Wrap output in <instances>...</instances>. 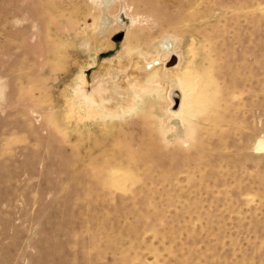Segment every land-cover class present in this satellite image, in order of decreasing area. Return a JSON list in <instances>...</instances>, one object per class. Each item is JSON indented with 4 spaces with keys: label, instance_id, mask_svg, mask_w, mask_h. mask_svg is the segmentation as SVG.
<instances>
[{
    "label": "rangeland",
    "instance_id": "obj_1",
    "mask_svg": "<svg viewBox=\"0 0 264 264\" xmlns=\"http://www.w3.org/2000/svg\"><path fill=\"white\" fill-rule=\"evenodd\" d=\"M262 8L0 0V264H264ZM111 52L135 77L160 59L202 69L185 134L153 92L119 113L74 105L112 92L89 71Z\"/></svg>",
    "mask_w": 264,
    "mask_h": 264
},
{
    "label": "bare ground",
    "instance_id": "obj_2",
    "mask_svg": "<svg viewBox=\"0 0 264 264\" xmlns=\"http://www.w3.org/2000/svg\"><path fill=\"white\" fill-rule=\"evenodd\" d=\"M262 9L264 10V8ZM120 43L121 41L117 44L119 45ZM90 46L91 45H86L85 47L91 49L92 46L91 48ZM117 52L122 51L119 48ZM116 57V54L113 52L106 53L105 55L103 54L100 58L99 68L96 70L93 68L89 70L92 71L91 74L94 72H100L98 74L101 76L97 86L103 85V80H109V83L111 82L112 87H114L112 92L110 94L105 93L107 92L106 86H103L105 89L103 87L96 88L95 91L87 94L83 99L75 100L74 105H78L81 109H90L91 111H94L95 108L99 106L104 109L108 108L109 110L110 108H116L117 111L118 107L122 108V106L138 107V105L141 104V102H138L141 100L140 94L153 92L162 96L166 102L169 101V106L162 105V107L167 110L170 122L173 123H171L172 130L179 134H185L189 125L185 121L184 116L193 109L191 107V105H193L192 103L195 101V105L198 106L197 103H205L209 98V90L207 89L202 69L194 67V71L190 72V67L187 66L185 69L181 67L182 61L180 62V58L178 63L173 66V60L162 63L163 60L160 59L156 60L154 63L151 62L152 64H143V69L140 71L136 70L138 74L135 77L132 69L129 70V64L118 69L120 63L115 59ZM128 70L131 73H128ZM87 72L82 73V75L87 84H91L90 79H88L89 73L87 74ZM147 76L150 81H152L150 84H146L148 82L146 79ZM105 95H107V97ZM124 107L122 109L128 110ZM201 107L205 112L206 109L203 106ZM121 110H118L117 112L119 113ZM215 110H218V108H213V112H215ZM114 111L115 110L112 112ZM209 114L203 113V116L200 118V120L202 119L204 121L202 124L200 120L194 124H197L198 126L204 125V127L206 125V127H209L210 124L208 123L211 118ZM215 115L214 117H216ZM256 148L258 150H264V138L259 139V144Z\"/></svg>",
    "mask_w": 264,
    "mask_h": 264
}]
</instances>
